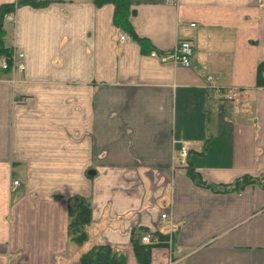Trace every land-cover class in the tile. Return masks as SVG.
<instances>
[{
  "label": "crops",
  "instance_id": "obj_1",
  "mask_svg": "<svg viewBox=\"0 0 264 264\" xmlns=\"http://www.w3.org/2000/svg\"><path fill=\"white\" fill-rule=\"evenodd\" d=\"M131 2V30L92 0L23 4L5 20L26 68L0 71V264H73L100 241L125 264H143L135 241L147 264H264V0ZM184 38L190 66L150 54ZM186 166L259 180L216 191ZM77 195L92 210L82 246L69 237Z\"/></svg>",
  "mask_w": 264,
  "mask_h": 264
},
{
  "label": "trees",
  "instance_id": "obj_2",
  "mask_svg": "<svg viewBox=\"0 0 264 264\" xmlns=\"http://www.w3.org/2000/svg\"><path fill=\"white\" fill-rule=\"evenodd\" d=\"M52 1H66V0H16L15 2L5 3L0 6V57L2 55H9L10 48L5 45L6 39V23L7 13L16 10L17 7L23 4H31L33 6H43ZM97 5L104 3H113L115 5L114 21L116 25L133 28L130 16L132 14L131 0H92ZM133 34V32H132ZM134 36V35H133ZM135 37V36H134ZM140 41H145L144 38L139 37ZM11 69V68H10ZM9 70L0 68V71ZM191 178L199 185L208 186L216 191H239L242 190L249 183H256L259 178L251 175H243L233 182H213L204 178L200 172L194 169L193 166H186ZM264 182H262L263 184ZM69 237L71 244L75 246H82L89 240V228L92 223L91 203L88 198L82 195L72 196L70 198L69 209ZM135 250L143 264H147L150 257L149 244H143L135 241ZM127 262V255L123 250H120L108 242H98L93 244L89 249L84 250L79 257V260L73 264H125Z\"/></svg>",
  "mask_w": 264,
  "mask_h": 264
},
{
  "label": "built area",
  "instance_id": "obj_3",
  "mask_svg": "<svg viewBox=\"0 0 264 264\" xmlns=\"http://www.w3.org/2000/svg\"><path fill=\"white\" fill-rule=\"evenodd\" d=\"M168 2H173L174 0H166ZM14 11L7 13L6 19L12 21L14 19ZM195 22H192L191 25H195ZM129 38L126 34H121L120 39L125 40ZM194 52V45L190 39L184 38L178 42V44L173 48L172 51L169 52H159L157 50H152L151 55L154 57L159 58L163 62L167 61H174L181 63L185 66H190L192 64V55ZM26 54L25 52H11L9 55H2L0 57V68L4 69H22L26 68V61H25ZM237 92L235 90H222L221 91V98L223 100H233L237 96ZM190 142H184L181 149H180V158L181 162H185L186 157L188 156L190 150ZM19 181L15 180L14 184H18ZM161 217L163 220L168 218V214L166 212H162ZM142 240L147 243H159L161 237L159 235L153 237L150 233H146L142 237Z\"/></svg>",
  "mask_w": 264,
  "mask_h": 264
},
{
  "label": "water",
  "instance_id": "obj_4",
  "mask_svg": "<svg viewBox=\"0 0 264 264\" xmlns=\"http://www.w3.org/2000/svg\"><path fill=\"white\" fill-rule=\"evenodd\" d=\"M137 13L136 9H132V14L135 15Z\"/></svg>",
  "mask_w": 264,
  "mask_h": 264
}]
</instances>
